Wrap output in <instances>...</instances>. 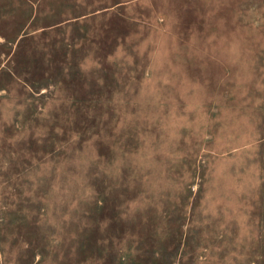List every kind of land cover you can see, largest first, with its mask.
<instances>
[{
  "label": "rangeland",
  "instance_id": "1",
  "mask_svg": "<svg viewBox=\"0 0 264 264\" xmlns=\"http://www.w3.org/2000/svg\"><path fill=\"white\" fill-rule=\"evenodd\" d=\"M263 146L264 0H0V264H264Z\"/></svg>",
  "mask_w": 264,
  "mask_h": 264
},
{
  "label": "trees",
  "instance_id": "2",
  "mask_svg": "<svg viewBox=\"0 0 264 264\" xmlns=\"http://www.w3.org/2000/svg\"><path fill=\"white\" fill-rule=\"evenodd\" d=\"M105 211H106V213H107L108 210L105 209ZM115 211H116V208L114 209V213H115ZM117 216H118V215H117V212L115 213V215H112V217H117ZM135 240L139 242V241H140V238H138V239L135 238L134 241H135ZM103 245H104V244H103ZM103 245H102V246H103ZM111 245L113 246V243H112ZM112 246H111V247H112ZM107 247H110V245H107Z\"/></svg>",
  "mask_w": 264,
  "mask_h": 264
},
{
  "label": "crops",
  "instance_id": "3",
  "mask_svg": "<svg viewBox=\"0 0 264 264\" xmlns=\"http://www.w3.org/2000/svg\"><path fill=\"white\" fill-rule=\"evenodd\" d=\"M262 157H263V166H264V146H263Z\"/></svg>",
  "mask_w": 264,
  "mask_h": 264
}]
</instances>
